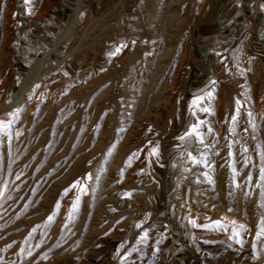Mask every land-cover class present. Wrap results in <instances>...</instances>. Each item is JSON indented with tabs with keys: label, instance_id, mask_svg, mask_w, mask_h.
<instances>
[{
	"label": "rangeland",
	"instance_id": "rangeland-1",
	"mask_svg": "<svg viewBox=\"0 0 264 264\" xmlns=\"http://www.w3.org/2000/svg\"><path fill=\"white\" fill-rule=\"evenodd\" d=\"M262 169L264 0H0V264H255Z\"/></svg>",
	"mask_w": 264,
	"mask_h": 264
},
{
	"label": "bare ground",
	"instance_id": "bare-ground-1",
	"mask_svg": "<svg viewBox=\"0 0 264 264\" xmlns=\"http://www.w3.org/2000/svg\"><path fill=\"white\" fill-rule=\"evenodd\" d=\"M207 0H202V4H205ZM79 3V2H78ZM80 5V3H79ZM79 5L75 7L74 11L72 12L70 18L67 20L66 22V28L65 30L62 32L60 38L57 40L56 44H55V47H58V43L59 42H62L64 40H67L70 36V34L74 31L75 27H76V22H77V14H78V10H79ZM31 9V8H30ZM11 17V16H10ZM9 20V19H8ZM244 27H247V24L243 23ZM238 27H239V24L238 22L236 21L234 23V25L232 26V30L233 31H237L238 30ZM248 40V39H247ZM184 42V41H183ZM251 42V41H250ZM183 44V43H182ZM250 43H247V44H244V49L247 48L249 46ZM187 44H184L183 45V56H184V53L185 51L187 50ZM242 49V47H241ZM76 48H73L72 50L69 51V54H68V57L71 56L74 52H75ZM244 51V50H243ZM189 55H187V58H188ZM186 57V56H185ZM239 57V54L238 52L236 53V58ZM186 58V59H187ZM235 59V58H234ZM182 60H184L182 57L180 59V62H182ZM231 60V59H230ZM233 60V59H232ZM179 64V63H178ZM52 69V67H48V65H46V58H41L39 60H37L32 66L29 67L28 69V73L25 77H23L21 79V82H20V91H19V100H23V99H28V96L30 93H32L33 90L36 91V88L42 84L44 82V78L46 76V74H48L47 72L50 71V69ZM241 70V69H240ZM52 72V71H51ZM48 76V75H47ZM239 77V76H238ZM242 79V78H241ZM31 91L29 94L28 92ZM34 91V93H35ZM39 94V92L37 93V95ZM36 95V96H37ZM141 102V101H140ZM255 105V103H254ZM256 108V107H255ZM257 119V118H256ZM153 129V128H152ZM244 132V131H243ZM149 133V132H148ZM198 137H201L203 140L207 141L208 142V135L206 134V131L204 132H200L197 136ZM218 142V141H217ZM247 142V141H246ZM197 145V141L196 140H189L188 142V145L187 147L188 148H191L193 145ZM257 145V144H256ZM123 146H125V144H123ZM203 147V145H202ZM257 148V147H256ZM92 149V148H91ZM94 150V149H93ZM205 150H209L208 147H206ZM210 152V151H209ZM134 154V153H133ZM239 162V160H237ZM193 168V167H192ZM196 170H199L198 167H195ZM239 175V174H238ZM238 177L240 178V176H235L233 178V186L232 188H236L239 186V188H241L240 186V181L238 180ZM252 185V183H250ZM248 185L247 184V191H251V185ZM246 192V191H245ZM251 194H252V191H251ZM250 194V197L252 196ZM248 195V194H247ZM231 198V197H230ZM260 202V201H259ZM197 212V210H196ZM195 212V213H196ZM254 212V211H253ZM200 215V214H199ZM226 218L228 219H233L235 218L234 215L232 213H225L224 214ZM220 232V231H219ZM233 251V250H232ZM235 252V251H234ZM237 253V252H236ZM238 257L241 258L242 260H246V261H250L252 263H255V264H264V259L263 258H260L259 256H251L249 254H246L244 251H239L238 253Z\"/></svg>",
	"mask_w": 264,
	"mask_h": 264
},
{
	"label": "snow or ice",
	"instance_id": "snow-or-ice-1",
	"mask_svg": "<svg viewBox=\"0 0 264 264\" xmlns=\"http://www.w3.org/2000/svg\"><path fill=\"white\" fill-rule=\"evenodd\" d=\"M29 2V0H25V3H28ZM122 47H124V45H121L120 47H118V48H116V50H115V53L114 54H118L120 51H121V48ZM213 83H215V81H213ZM209 97H211L212 96V93L211 92H209L208 94H207ZM200 99H202V97L200 98ZM236 104H237V111L239 110V106H240V101L239 100H237L236 101ZM203 111H208V109H202ZM249 115H251V114H249ZM232 119H233V121H235L236 120V117L235 116H233L232 117ZM202 123V122H201ZM196 130V126H194L193 127V131H195ZM155 149H153V153H155ZM262 171V173H264V169H262L261 170ZM69 190H65V194H67V192H68ZM79 200V198H77V201ZM50 219H51V217H50ZM193 223H195L194 221H193ZM217 223H219V222H217ZM234 223V222H233ZM239 228H241V229H243L244 228V225H239ZM236 235H239V232H236L235 233Z\"/></svg>",
	"mask_w": 264,
	"mask_h": 264
},
{
	"label": "crops",
	"instance_id": "crops-1",
	"mask_svg": "<svg viewBox=\"0 0 264 264\" xmlns=\"http://www.w3.org/2000/svg\"><path fill=\"white\" fill-rule=\"evenodd\" d=\"M240 4V3H239ZM249 21V20H248ZM250 22V21H249Z\"/></svg>",
	"mask_w": 264,
	"mask_h": 264
}]
</instances>
